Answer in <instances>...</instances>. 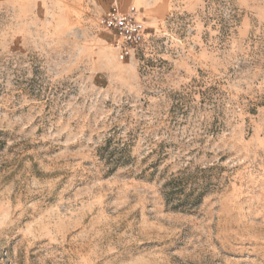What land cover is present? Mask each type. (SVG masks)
<instances>
[{"label": "rangeland", "instance_id": "rangeland-1", "mask_svg": "<svg viewBox=\"0 0 264 264\" xmlns=\"http://www.w3.org/2000/svg\"><path fill=\"white\" fill-rule=\"evenodd\" d=\"M65 10L0 0V264H264V0Z\"/></svg>", "mask_w": 264, "mask_h": 264}, {"label": "built area", "instance_id": "built-area-1", "mask_svg": "<svg viewBox=\"0 0 264 264\" xmlns=\"http://www.w3.org/2000/svg\"><path fill=\"white\" fill-rule=\"evenodd\" d=\"M99 26L105 32V41L115 51L121 61L134 57L144 41L146 26L138 18L134 6L126 11L113 4L99 17Z\"/></svg>", "mask_w": 264, "mask_h": 264}, {"label": "crops", "instance_id": "crops-1", "mask_svg": "<svg viewBox=\"0 0 264 264\" xmlns=\"http://www.w3.org/2000/svg\"><path fill=\"white\" fill-rule=\"evenodd\" d=\"M66 7L69 21H81L85 15L99 24V17L109 10L111 5H117L121 11L134 6L137 16L146 28L153 26L166 17L178 0H62ZM86 19V18H85ZM84 21V19H82Z\"/></svg>", "mask_w": 264, "mask_h": 264}]
</instances>
